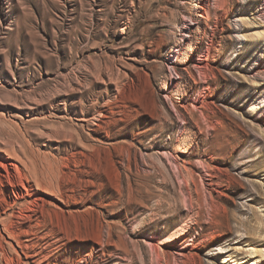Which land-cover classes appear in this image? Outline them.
<instances>
[{"label":"rangeland","instance_id":"1","mask_svg":"<svg viewBox=\"0 0 264 264\" xmlns=\"http://www.w3.org/2000/svg\"><path fill=\"white\" fill-rule=\"evenodd\" d=\"M192 1L0 0V149L41 185L0 191V264H264L253 0L202 34Z\"/></svg>","mask_w":264,"mask_h":264},{"label":"bare ground","instance_id":"2","mask_svg":"<svg viewBox=\"0 0 264 264\" xmlns=\"http://www.w3.org/2000/svg\"><path fill=\"white\" fill-rule=\"evenodd\" d=\"M207 3H208V0H193L192 4H191V9L193 10L192 15L194 17L195 16L198 17L199 16L198 12H200V11L205 12L204 17H203V21L205 24H207L208 19H209L208 13L205 10V5H207ZM248 9L251 10V12L249 14L252 15L253 19L256 21V24L260 29L258 35L255 36L254 38H252L253 43H252L251 49L253 50V56L259 60L258 61L259 63H261L262 62L261 59L264 60V0H253V4L249 5ZM196 17H195V19L192 20L193 22L198 24L197 26H199L195 32L197 34H200V33L202 34V31H201L202 28H200L202 26V24H200V22L196 19ZM193 22H191V24ZM184 28L187 29L186 26H184ZM184 50H185V52H192L193 51L192 46L190 44H186V46L184 47ZM262 64H263V62H262ZM175 65L176 64H171V66L169 68L172 70V74L175 76L176 79H178L180 77L184 78V75H182L180 71H179V73L177 72L178 69L175 68ZM171 78H172V75H171ZM253 78H257V75H254ZM258 81L262 82L263 80L259 79ZM258 103H259L258 106H261V107L264 106V93L258 98ZM0 122H2V121H0ZM0 125H3V122H2V124L0 123ZM3 129H5V128H3ZM4 132H6V131H4ZM9 132H10V128H9ZM11 132H12V130H11ZM10 133H9V135H10ZM3 135H5V134H3ZM8 141H7V143H8ZM8 147H10V146H8ZM0 152H2L6 156V157H4L3 155H0V191L4 188L5 183H7L12 188H17L18 193H15L13 195L14 201L12 202V206L14 207L17 205L19 200H23V199H26V198H29L30 196H32L34 189H33L32 185H30V183H32L35 186L36 190L41 189V185L36 180L35 170L31 169L30 165H29V167H27V165L25 163H23L19 159V157L16 155V152L11 151V149H5V148L0 149ZM182 152L185 153V151H182ZM11 160H15L16 162H18L22 166V168L24 169L25 173L22 171V169L19 167L18 164L11 162ZM2 203H4V202H1V206H2ZM30 204L31 205L33 204L32 206L37 205L36 202L30 203ZM10 208H11V206H10ZM137 228L138 227H136L135 231L139 232L140 230ZM252 252H255V251L252 250ZM258 260H259L258 261L259 263L264 262V250H259ZM249 264H251V263H249Z\"/></svg>","mask_w":264,"mask_h":264}]
</instances>
